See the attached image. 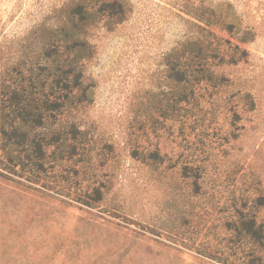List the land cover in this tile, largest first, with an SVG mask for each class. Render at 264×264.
<instances>
[{
  "label": "rangeland",
  "instance_id": "obj_1",
  "mask_svg": "<svg viewBox=\"0 0 264 264\" xmlns=\"http://www.w3.org/2000/svg\"><path fill=\"white\" fill-rule=\"evenodd\" d=\"M90 1L0 0L1 102L65 59L69 11ZM124 1L122 22L75 18L93 49L77 119L88 158L38 182L0 176V264H226L234 208L264 220V0ZM213 6L236 17L241 32L218 31L248 54L182 119L177 60L207 38L197 25Z\"/></svg>",
  "mask_w": 264,
  "mask_h": 264
},
{
  "label": "trees",
  "instance_id": "obj_2",
  "mask_svg": "<svg viewBox=\"0 0 264 264\" xmlns=\"http://www.w3.org/2000/svg\"><path fill=\"white\" fill-rule=\"evenodd\" d=\"M223 11L216 6L210 8L206 19L210 28L197 25L207 32V38L184 45L177 60L179 91L176 102L182 119L187 118L192 104L204 98L210 89L224 84L226 79L217 71L219 68L234 65L248 54L246 49L218 31L242 30L236 17ZM126 12L124 0H93L70 10L69 25L62 29L65 59L59 63V59L52 58L50 63L33 66L28 75L23 76L27 86L3 93L5 99L0 101V176L38 182L45 180L51 171H69L76 158L80 162L88 158L86 151L93 149L94 140L77 119L79 111L92 100L91 91L81 80L84 64L81 61L89 60L93 49L87 40L76 35L79 24L76 25L75 18L85 20V30H88L94 24L90 20L94 13H100L109 21L122 22ZM240 40L248 41L246 36ZM92 199L96 201L101 197ZM258 205L253 201L250 208ZM242 206L249 209L248 205L241 204L234 208V218L227 220L228 237L224 239L228 244L220 253L225 257L213 256L223 258L226 264H264V220L258 219L256 213L245 214Z\"/></svg>",
  "mask_w": 264,
  "mask_h": 264
}]
</instances>
